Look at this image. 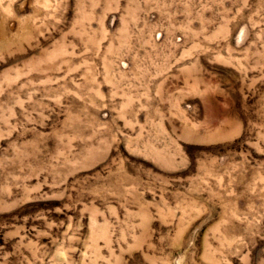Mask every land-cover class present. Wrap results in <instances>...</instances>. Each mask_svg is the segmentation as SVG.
Segmentation results:
<instances>
[{
	"label": "rangeland",
	"instance_id": "1",
	"mask_svg": "<svg viewBox=\"0 0 264 264\" xmlns=\"http://www.w3.org/2000/svg\"><path fill=\"white\" fill-rule=\"evenodd\" d=\"M0 264H264V0H0Z\"/></svg>",
	"mask_w": 264,
	"mask_h": 264
}]
</instances>
